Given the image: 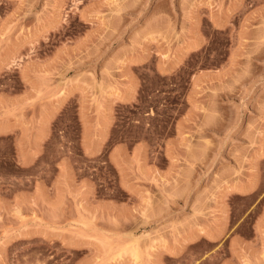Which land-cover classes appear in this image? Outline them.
<instances>
[{
    "label": "rangeland",
    "instance_id": "rangeland-1",
    "mask_svg": "<svg viewBox=\"0 0 264 264\" xmlns=\"http://www.w3.org/2000/svg\"><path fill=\"white\" fill-rule=\"evenodd\" d=\"M206 93L218 111L248 109L238 95L264 104V0H0V108L22 122L0 136V157L41 139L35 164L0 160V264H158L156 179L167 175L194 226L202 216L226 229L179 244L164 264H264L262 200L247 211L252 199L228 198L216 212V193L243 174L218 175L197 197L207 163L231 168L240 145L230 158L198 145L174 172L156 168V142L179 134L187 97ZM248 119L245 136V121L223 133L194 118L182 139L251 140L246 153L264 158V117ZM157 163L166 168L163 149ZM256 181L264 192V164Z\"/></svg>",
    "mask_w": 264,
    "mask_h": 264
},
{
    "label": "crops",
    "instance_id": "crops-1",
    "mask_svg": "<svg viewBox=\"0 0 264 264\" xmlns=\"http://www.w3.org/2000/svg\"><path fill=\"white\" fill-rule=\"evenodd\" d=\"M216 96L217 95L206 93L201 94V98H186L188 101H190L191 104L190 107L187 108L176 121L179 129V134L170 139L156 142V148L159 149V153L160 150L163 149L164 157L167 159L166 168L162 169L160 164L157 163V160L159 159V153L156 154V156L158 157H156V168H158V172L160 174L161 172H174V169L177 166L176 161H178L179 159H185L187 161V150L198 147V145H200L199 147H201L202 149L208 150L224 149L226 151L217 153V155H222L227 158L231 157L230 154L233 146L240 145L239 147L242 152L233 158L234 160H232V163L230 164L231 168L224 169L225 161L223 158H219L216 163H207L208 172L206 177L203 179L202 187L197 197L203 199L204 197L209 196L210 189H206L205 187L209 186L210 182L215 177H218V175L232 174L234 173V169L238 170L240 174H243L239 177V180L232 182L231 188L227 189L223 194H221V192L216 193V197L222 196L224 198L221 202V210H216V212H229V199L234 197L252 199V203L249 205L247 211H255V208L258 206L259 201L262 200L263 209L261 211V214L255 218V223L253 225V227L259 233L260 230L264 228V192H261L258 187L256 181V173L257 170L261 171L264 164V158H257L255 155L253 156V154L246 153V150L258 146H252L251 140H219L214 142V144H209V142L201 141L200 143L194 144V142L191 140L182 139V135L187 131L188 126L190 124H193L198 117L200 118L201 125L205 128H215L217 126V128L221 129L223 133H226L227 129H238V126L242 123V121H245L243 129L241 131L243 134H245V136L246 133L248 134V118H250L253 114L256 116L258 111L261 114V117H264V104L260 107H258L256 104V101L260 96L259 94L238 95L239 98H236V100L244 102L248 101L249 108L246 109L245 106H243V109H240V111L235 113H233L232 110L228 109L218 111L212 108L210 102L217 100V98H215ZM218 99H221L219 95ZM197 101H200V104L196 103ZM240 105L241 104H239V106ZM5 106L10 110L9 112L5 109ZM218 112L222 114H218ZM243 113L244 115H242ZM241 116L244 117L242 120L236 119ZM213 117H221L224 119H218L217 121H215L216 124H214ZM245 117L247 119H245ZM21 125V120L15 118L14 114L11 112L10 103L5 104L3 108H0V136L15 133V131ZM30 140L31 142L26 145H23L21 143H13L11 148L13 150L14 156L11 158L9 156L3 155L0 157V160L4 162V164H35L37 153L41 148V139L38 136L32 135ZM259 147L264 148V141L259 144ZM241 154H248V157L244 158L241 156ZM156 182L157 185L160 186L158 192L156 190V244H159L158 264H164V260L167 255L175 254L179 249L178 245H181V243H184L185 245L187 243H192L194 240L202 239L204 237H219V235L223 234L221 230L226 229V227H223L221 225L225 224L226 220L221 223L213 222L212 224L209 223L208 219L200 216L198 219V222L200 224L198 226H194L192 219L193 204L191 202V204L187 207L184 203H182L183 198H186V196H188L185 190H180L177 195H173L170 193L169 187L172 184L170 175H167L164 179L158 178L156 179ZM30 192L31 191L25 190L22 193H25V195H27ZM127 192L129 194L128 197L130 200L135 199L134 197H136V194H134V192H130V190H127ZM201 210H203L202 207H200L199 211Z\"/></svg>",
    "mask_w": 264,
    "mask_h": 264
},
{
    "label": "bare ground",
    "instance_id": "bare-ground-1",
    "mask_svg": "<svg viewBox=\"0 0 264 264\" xmlns=\"http://www.w3.org/2000/svg\"><path fill=\"white\" fill-rule=\"evenodd\" d=\"M133 249H131V251H132ZM135 250V249H134ZM133 255L135 256V257H137L139 254H138V251L137 250H135V251H133Z\"/></svg>",
    "mask_w": 264,
    "mask_h": 264
}]
</instances>
